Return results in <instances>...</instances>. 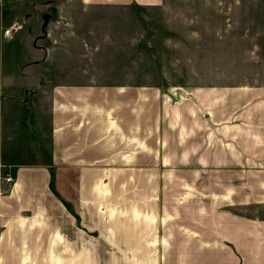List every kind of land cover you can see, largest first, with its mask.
I'll return each mask as SVG.
<instances>
[{
	"label": "rangeland",
	"instance_id": "374dc122",
	"mask_svg": "<svg viewBox=\"0 0 264 264\" xmlns=\"http://www.w3.org/2000/svg\"><path fill=\"white\" fill-rule=\"evenodd\" d=\"M48 1L3 5L11 24L3 29L9 53H0L1 90L21 95L44 87L50 68L62 81L74 79V67L88 69L89 81L119 87L106 90V98L135 101L142 110L132 137L136 153L128 137L132 114L123 107L113 110L115 123H84L78 132L89 136L74 139L70 154L62 140L51 159L52 186L79 221L51 191L47 159L0 164V264H159V250L130 243L146 221L158 226L162 192L170 199L182 194L167 179L237 180L234 171L214 169L227 167L248 168L249 178L264 173L256 169L264 168V0L78 11L103 19L105 31L96 38L106 39L97 41L104 53H46L39 35L47 36L58 0ZM258 205L243 213L264 217Z\"/></svg>",
	"mask_w": 264,
	"mask_h": 264
},
{
	"label": "crops",
	"instance_id": "0c3cea01",
	"mask_svg": "<svg viewBox=\"0 0 264 264\" xmlns=\"http://www.w3.org/2000/svg\"><path fill=\"white\" fill-rule=\"evenodd\" d=\"M5 2L0 0V53H9L6 50L9 45L3 43V29L11 24L5 16ZM164 3L165 0H58L54 2L56 12L48 22L47 36L39 37L46 38V53H104L97 46V41H102L103 37L96 38L98 32L102 35L101 31H105L103 19L78 17L77 13L91 10L95 14L103 13L106 8L130 9ZM109 19L113 21V17ZM13 53L22 52L14 50ZM2 67L0 64V86L4 84ZM87 70L74 67V79L62 81L50 68L49 82H53L40 88H24L21 95L4 94L0 87V164L26 166L33 163V159L36 162L47 159L50 189L78 221L80 217L71 208V202L52 186L56 169L51 159L57 154V146L65 139V154H70L74 139L89 136L88 132L80 134L78 131L87 128L90 120L101 125L111 120L115 123L113 110L123 107L132 114L128 119V137L135 141H132V151L136 153L137 141L132 137H137V113L142 111L135 101L115 96L106 98V90L117 93L119 87L89 81L90 78L83 75ZM86 80L89 85L85 84ZM227 168L214 169L234 171L239 178L223 182L204 177L167 179V185L181 187L182 194L173 195L171 199L164 192L159 195L158 226L150 227L146 221L130 247L144 242L147 248L159 250V264H264V217L243 213L247 207L264 204V173L249 178L248 168ZM256 169L264 172V168ZM146 207L152 208L149 200ZM150 212L152 215V210Z\"/></svg>",
	"mask_w": 264,
	"mask_h": 264
},
{
	"label": "water",
	"instance_id": "95a60500",
	"mask_svg": "<svg viewBox=\"0 0 264 264\" xmlns=\"http://www.w3.org/2000/svg\"><path fill=\"white\" fill-rule=\"evenodd\" d=\"M47 21H48V15L45 14V15H44V22H43V24H42V27H45V25L47 24Z\"/></svg>",
	"mask_w": 264,
	"mask_h": 264
},
{
	"label": "built area",
	"instance_id": "2783aa9c",
	"mask_svg": "<svg viewBox=\"0 0 264 264\" xmlns=\"http://www.w3.org/2000/svg\"><path fill=\"white\" fill-rule=\"evenodd\" d=\"M5 179H6V180H9V179H10V177H5Z\"/></svg>",
	"mask_w": 264,
	"mask_h": 264
},
{
	"label": "trees",
	"instance_id": "16d2710c",
	"mask_svg": "<svg viewBox=\"0 0 264 264\" xmlns=\"http://www.w3.org/2000/svg\"><path fill=\"white\" fill-rule=\"evenodd\" d=\"M37 90V89H36ZM36 90H33V91H36Z\"/></svg>",
	"mask_w": 264,
	"mask_h": 264
}]
</instances>
